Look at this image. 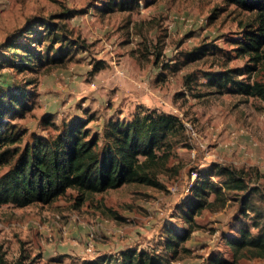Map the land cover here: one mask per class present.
I'll return each mask as SVG.
<instances>
[{"label":"rangeland","instance_id":"374dc122","mask_svg":"<svg viewBox=\"0 0 264 264\" xmlns=\"http://www.w3.org/2000/svg\"><path fill=\"white\" fill-rule=\"evenodd\" d=\"M104 1L0 0V45L33 18L50 14L77 41L59 63L21 70L0 65V79L31 90L30 110L15 118L24 138L49 132L44 116L58 125L71 115L92 117L87 125L101 132L110 116L154 110L180 117L184 140L174 144L158 174L161 187L124 183L78 204L72 189L47 203L1 204L0 251L9 261L107 264L127 248L163 251L164 227H186L178 205L190 193L192 170L203 173L213 163L244 168L264 191V100L219 91L206 78L207 72L254 65L235 77L264 82V65L235 49L253 13L222 0H130L112 10L101 9ZM68 9L69 16H57ZM191 51L199 56L189 58ZM237 215L234 192L221 208L194 213L185 250L167 254L170 264H208L212 253L231 259L223 238L233 233ZM233 264L264 259L238 255Z\"/></svg>","mask_w":264,"mask_h":264},{"label":"trees","instance_id":"16d2710c","mask_svg":"<svg viewBox=\"0 0 264 264\" xmlns=\"http://www.w3.org/2000/svg\"><path fill=\"white\" fill-rule=\"evenodd\" d=\"M222 1L253 13L250 21L244 23L235 49L239 54H247L251 61L264 65V0ZM130 3V0H105L101 9L112 10L117 5L130 6ZM70 14L68 9L57 16ZM53 18V14L33 18L17 34L1 43L0 48L4 49L0 51V65L8 62L21 70L41 61L48 64L62 61L63 54L77 41L65 35L64 23ZM18 35L25 40H19ZM188 54L189 58L199 56L195 51ZM97 67L96 63L94 70ZM252 68L254 65L207 72V84L219 91L253 95L264 100V82L235 77L238 70L249 72ZM30 93L26 87L0 79V205L47 203L68 189L76 191L74 199L78 204L92 193L124 183L162 186L158 174L166 167L174 144L184 140L180 117L154 110L136 112L131 117L110 116L101 132H96L87 125L92 117L84 119L71 115L58 125L44 116L42 123L49 132H33L25 139V128L15 118L23 117L30 110ZM192 171L195 178L190 193L178 205L186 227L182 231L169 224L164 227L163 251L127 248L119 257L106 258L107 264H170L167 254L175 257L178 250H185L183 241L194 226V213L203 208L211 211L221 208L229 192L236 196L238 217L233 233L223 240L232 258L212 253L207 263L233 264L238 255L264 259V191L260 185L250 182L244 168L231 165L213 163L206 172ZM250 226H258V231L253 232ZM0 264L27 263L22 256L9 261L0 251Z\"/></svg>","mask_w":264,"mask_h":264}]
</instances>
